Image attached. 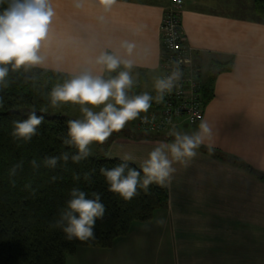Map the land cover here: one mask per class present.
<instances>
[{"label":"crops","instance_id":"0c3cea01","mask_svg":"<svg viewBox=\"0 0 264 264\" xmlns=\"http://www.w3.org/2000/svg\"><path fill=\"white\" fill-rule=\"evenodd\" d=\"M209 1L202 8L193 0L179 7L173 0H112L107 7L101 0H48L54 14L42 42L45 61L28 71L57 72L63 82L85 69L98 74L103 66L95 58L107 51L131 60L133 85L153 95L161 76V22L171 8L201 82L221 70L197 123L177 120L159 138L136 140L133 133L114 140L112 152L127 148L134 158L128 163L140 168L158 142L174 141L172 130L192 134L201 121L208 124L196 155L175 161L167 184L153 182L166 189V206L150 221L134 222L109 248L79 247L66 264H264V22L254 0L238 3L241 12ZM217 62L224 65L212 68Z\"/></svg>","mask_w":264,"mask_h":264},{"label":"trees","instance_id":"16d2710c","mask_svg":"<svg viewBox=\"0 0 264 264\" xmlns=\"http://www.w3.org/2000/svg\"><path fill=\"white\" fill-rule=\"evenodd\" d=\"M9 3L10 0H0V10ZM253 3L257 18L264 22V0ZM221 65L224 62H217L212 68ZM7 67L5 83L0 85V264H66L79 247L109 248L117 238L128 234L134 222H148L166 206V189L154 183L149 184L148 192L137 187V194L129 200L108 189L100 168H111L122 160L90 154L78 162L71 159L78 149L64 142L70 117L46 113L54 109L50 93L56 83H63L61 74L44 69L28 71L25 65L13 69L11 62ZM119 71L103 77L109 79ZM219 71L214 70L209 79L201 82L203 105L213 96L214 76ZM130 89L134 93L128 96L141 94L136 85ZM151 96L152 107L157 90ZM33 111L44 117L37 132L28 140L14 136L13 121L27 119ZM166 131L141 130L139 137L159 138ZM63 153H68L66 161L60 158ZM51 156L58 158L54 167L45 163V158ZM73 187L88 195L100 193L105 205L104 215L93 225V238L85 241L68 240L56 223Z\"/></svg>","mask_w":264,"mask_h":264},{"label":"clouds","instance_id":"9594fccd","mask_svg":"<svg viewBox=\"0 0 264 264\" xmlns=\"http://www.w3.org/2000/svg\"><path fill=\"white\" fill-rule=\"evenodd\" d=\"M101 2L107 7L112 0ZM53 14L48 0H10L9 6L0 10V85L5 83L9 62L13 69H17L21 65H36L45 61V56L41 54L42 42L46 43ZM128 48L130 49L131 45H128ZM95 63L103 66L98 74L85 69L62 84L54 86L50 93L53 105L68 101L82 105L83 119L68 121V138L64 141L78 149L71 157L74 162L89 155L88 146L93 141L103 143L114 131L121 130L126 122L137 118L140 112H146L153 99L147 92L127 95V90L134 84L131 60L103 51L95 58ZM120 65L126 70L104 79V70L111 72ZM179 76L177 69L171 75L156 80L154 87L159 93L155 97L157 101L163 99L165 90H172L173 82L179 79ZM85 105L102 107L99 111H94ZM43 119V116H38L33 111L28 114L27 119L13 121V135L25 140L30 139ZM210 131L205 121H201L199 130L192 134L172 130L169 135L175 137L174 141L158 142L141 163L140 170L129 166L128 161L134 158L125 154L121 163L111 168L101 166L100 172L105 177L110 191L118 193L124 200H129L137 194V187L148 192L150 183L167 184L170 173L175 171L173 163H186V158L195 156V150L204 143ZM208 147L211 151V145ZM60 158L66 161L69 158L68 153H63ZM57 159L56 156L46 157L45 163L54 167ZM85 178L87 179V174ZM69 196L65 202L66 207L56 222L57 225L62 227L68 240L78 238L85 241L93 238L95 220L101 218L105 212L100 193L92 192L88 195L85 191L73 187Z\"/></svg>","mask_w":264,"mask_h":264},{"label":"built area","instance_id":"2783aa9c","mask_svg":"<svg viewBox=\"0 0 264 264\" xmlns=\"http://www.w3.org/2000/svg\"><path fill=\"white\" fill-rule=\"evenodd\" d=\"M176 6L182 0H173ZM161 76L167 77L179 69L171 91L165 90L163 99L155 100L148 112L139 119L146 132H159L176 126L177 120L194 124L201 120L204 105L201 99V69L194 62L192 49L187 46L176 9L165 12L161 22ZM159 93L157 92V96Z\"/></svg>","mask_w":264,"mask_h":264},{"label":"rangeland","instance_id":"374dc122","mask_svg":"<svg viewBox=\"0 0 264 264\" xmlns=\"http://www.w3.org/2000/svg\"><path fill=\"white\" fill-rule=\"evenodd\" d=\"M193 1H194L193 4H195L196 6H201L202 8L207 7V6H211L213 4V2L209 1V0H193ZM216 1H219V4L224 3L226 5L223 7V9L228 10V11H233V12H238V11L241 12V10L237 9L238 7H236V5L238 3L244 2V0H216ZM133 93H134V91L132 89L127 90V94L132 95ZM85 106L92 108L94 111H99L100 107H102V105L101 106L85 105ZM53 107H54V109L52 112H51V108H50V110H48L46 113L49 115H51L52 113H63L67 117H70L69 119H71V120L83 119L84 114L81 111L82 105H80L79 103H73L70 101L58 102L56 105H53ZM143 115H145V114L143 112H140V114L137 118H135L134 120L126 122L125 126L121 130L114 131L103 143L93 141L88 146L90 149L89 154L93 157H97V158H103L104 157V158H109V159H117L116 157H122L125 154L130 155L129 153H131V152H129L127 148H124V149L119 148V149H116L115 152H112L117 147V144H118V143H114V140L117 137H125L128 134H133V133L135 136L132 135L131 136L132 138H134L136 140L138 138H140L139 135H140V129L141 128L138 129L137 123L139 126L138 121H139L140 117ZM125 131H127V134H123V133H125ZM149 133H154V132H149ZM114 134H115V136H114ZM143 138L146 139L145 136H143Z\"/></svg>","mask_w":264,"mask_h":264}]
</instances>
